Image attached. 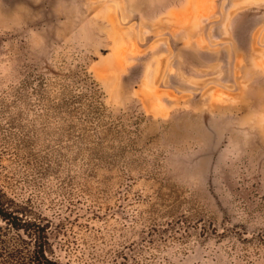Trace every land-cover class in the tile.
I'll return each instance as SVG.
<instances>
[{
    "label": "rangeland",
    "instance_id": "obj_1",
    "mask_svg": "<svg viewBox=\"0 0 264 264\" xmlns=\"http://www.w3.org/2000/svg\"><path fill=\"white\" fill-rule=\"evenodd\" d=\"M0 212V264H264V0H0Z\"/></svg>",
    "mask_w": 264,
    "mask_h": 264
},
{
    "label": "trees",
    "instance_id": "obj_2",
    "mask_svg": "<svg viewBox=\"0 0 264 264\" xmlns=\"http://www.w3.org/2000/svg\"><path fill=\"white\" fill-rule=\"evenodd\" d=\"M0 214H1V212H0ZM2 216L4 217V219L13 218L11 216V214L10 215L3 214ZM4 264H13V263H4ZM14 264H57V263L48 259V257L46 256V253L43 249V246H41V248H39V250L37 252H35L33 255L30 254L27 258H24L23 260L16 261Z\"/></svg>",
    "mask_w": 264,
    "mask_h": 264
},
{
    "label": "crops",
    "instance_id": "obj_3",
    "mask_svg": "<svg viewBox=\"0 0 264 264\" xmlns=\"http://www.w3.org/2000/svg\"><path fill=\"white\" fill-rule=\"evenodd\" d=\"M233 41V40H232ZM234 42V44H235V47H236V42L235 41H233ZM232 47V49H233V47L234 46H231ZM250 49H251V51L252 52H254V50H253V44L251 43V45H250ZM242 55V54H241ZM236 56V55H235ZM243 56V55H242ZM237 57V56H236ZM201 80V79H200Z\"/></svg>",
    "mask_w": 264,
    "mask_h": 264
}]
</instances>
